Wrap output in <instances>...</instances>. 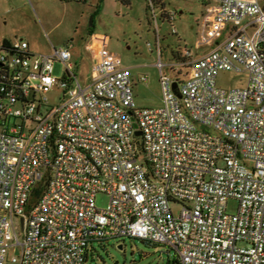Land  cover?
Here are the masks:
<instances>
[{"label": "built area", "instance_id": "2783aa9c", "mask_svg": "<svg viewBox=\"0 0 264 264\" xmlns=\"http://www.w3.org/2000/svg\"><path fill=\"white\" fill-rule=\"evenodd\" d=\"M143 1L156 43L158 21L176 34V12ZM89 40L88 86L70 47L0 40V264H85L92 242L127 238L169 247L178 264H264V0L203 3L194 47L155 65L157 108L136 105L108 38ZM220 73H246L245 87H220Z\"/></svg>", "mask_w": 264, "mask_h": 264}, {"label": "rangeland", "instance_id": "374dc122", "mask_svg": "<svg viewBox=\"0 0 264 264\" xmlns=\"http://www.w3.org/2000/svg\"><path fill=\"white\" fill-rule=\"evenodd\" d=\"M206 0H164L168 12H176L171 27L159 24V44L156 43L155 24L145 10L143 0H88L86 3L62 0H0V40L23 39L33 54H51L52 48L70 47L73 66L80 85L91 79L90 51L87 40L91 35L108 38V49L117 54L133 80L145 78V83L134 85L135 102L141 108H157L161 104L158 70L155 65L175 61L174 54L192 46L196 40V23L200 20ZM181 12V15H178ZM190 26H195L190 30ZM180 39V40H179ZM160 47L161 57L158 54ZM63 65L54 64V75L63 74ZM168 72V71H166ZM172 78L176 75L170 74ZM246 73H220L218 85L223 88H244ZM63 91L57 87L48 94L47 106L56 107L63 100ZM139 139V137H137ZM99 208L106 206L104 194L96 196ZM177 215L180 205L172 203ZM236 210L235 201H229L227 211ZM121 245L122 249L117 246ZM16 255L11 250L10 255ZM174 250L165 245L147 246L140 240L94 241L89 246L85 264H173Z\"/></svg>", "mask_w": 264, "mask_h": 264}, {"label": "crops", "instance_id": "0c3cea01", "mask_svg": "<svg viewBox=\"0 0 264 264\" xmlns=\"http://www.w3.org/2000/svg\"><path fill=\"white\" fill-rule=\"evenodd\" d=\"M97 2H99V0H96ZM121 2L122 3H125V4H129L130 3V0H121ZM163 2H164V0H163ZM164 4H165V2H164ZM166 5V4H165ZM145 10H146V8H145ZM178 15H181V12H179V14ZM199 22V21H198ZM198 22L196 23V31H197V24H198ZM195 28V26H190V30H193ZM177 34V33H176ZM156 36V35H155ZM157 39V38H156ZM180 40V39H179ZM89 41L90 40H87V42H86V44L88 43L89 44ZM194 44H195V41H194V43H193V45L192 46H186L187 48H190V49H192L193 47H194ZM160 48V47H159ZM91 52H90V62H91V65H90V72H91V69H92V64H93V59H94V53H95V49H96V47L94 46V47H91ZM70 52H71V50H70ZM161 52V51H160ZM193 53H197V54H200L201 53V50H198V51H195V50H193ZM71 56H72V53H71ZM175 57V56H174ZM71 62H72V65L74 66V68L76 69V72L78 73V68H77V66L76 65H74L75 63H73V61H72V57H71ZM77 76V75H76ZM132 78V77H131ZM142 78V77H141ZM141 78H137V80H133V88H134V85H136L137 83H145V82H142L141 81ZM90 81H91V79H90ZM90 81L85 85V86H88L89 84H90Z\"/></svg>", "mask_w": 264, "mask_h": 264}, {"label": "trees", "instance_id": "16d2710c", "mask_svg": "<svg viewBox=\"0 0 264 264\" xmlns=\"http://www.w3.org/2000/svg\"><path fill=\"white\" fill-rule=\"evenodd\" d=\"M38 189H36V190H34L33 191V195H37L38 194ZM143 244H145V245H147V246H157L156 244H151V243H149V242H146V241H142V240H140ZM173 264H178V260L176 259V258H174V260H173Z\"/></svg>", "mask_w": 264, "mask_h": 264}, {"label": "water", "instance_id": "95a60500", "mask_svg": "<svg viewBox=\"0 0 264 264\" xmlns=\"http://www.w3.org/2000/svg\"><path fill=\"white\" fill-rule=\"evenodd\" d=\"M172 87H173L174 92L177 94V96L180 97V95L178 94V92L176 90V87H177L176 83H173ZM139 134H140L139 132H136V135H139ZM20 221H21V227H22V219ZM117 248L118 249H122V246L118 245Z\"/></svg>", "mask_w": 264, "mask_h": 264}]
</instances>
